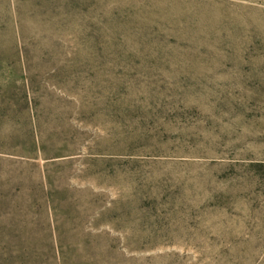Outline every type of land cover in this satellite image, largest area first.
<instances>
[{
	"label": "rangeland",
	"instance_id": "rangeland-1",
	"mask_svg": "<svg viewBox=\"0 0 264 264\" xmlns=\"http://www.w3.org/2000/svg\"><path fill=\"white\" fill-rule=\"evenodd\" d=\"M0 158L122 264H264V0H0Z\"/></svg>",
	"mask_w": 264,
	"mask_h": 264
},
{
	"label": "trees",
	"instance_id": "trees-1",
	"mask_svg": "<svg viewBox=\"0 0 264 264\" xmlns=\"http://www.w3.org/2000/svg\"><path fill=\"white\" fill-rule=\"evenodd\" d=\"M21 152L32 154L26 147ZM5 162L8 159L0 158V165ZM26 167L4 177L0 166V264H122L112 241L101 243L93 237L66 241L60 236L47 214L56 202L50 177L45 176L44 186L31 187L32 174Z\"/></svg>",
	"mask_w": 264,
	"mask_h": 264
}]
</instances>
